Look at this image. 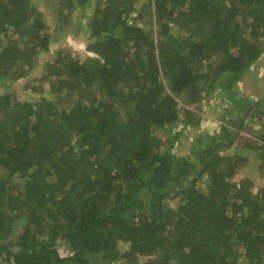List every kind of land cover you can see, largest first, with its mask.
Here are the masks:
<instances>
[{"label": "trees", "instance_id": "obj_1", "mask_svg": "<svg viewBox=\"0 0 264 264\" xmlns=\"http://www.w3.org/2000/svg\"><path fill=\"white\" fill-rule=\"evenodd\" d=\"M52 4L92 56L57 48L32 80L59 42ZM263 39L264 0H0V264H264V180L238 172L264 176V130L238 133L260 104L195 161L174 153L200 128L189 107L237 92Z\"/></svg>", "mask_w": 264, "mask_h": 264}, {"label": "rangeland", "instance_id": "obj_2", "mask_svg": "<svg viewBox=\"0 0 264 264\" xmlns=\"http://www.w3.org/2000/svg\"><path fill=\"white\" fill-rule=\"evenodd\" d=\"M39 1L40 0H35L36 3ZM52 1L54 2L55 0ZM54 8L55 6L53 4L49 7H45L47 14L46 19L50 24L51 33L54 34L55 38H59V42H56V44H54V46L51 48L50 53L43 54L40 63L37 65V71L31 74L30 79L32 80L37 79L42 75L45 62L55 57L57 48H65L67 50H71L73 53L78 54L83 59L92 56L86 51V44L83 42V35H78L76 32H74V30H72L77 26L76 18H79V14L75 12L70 13L67 10L62 11L57 8L55 9L54 13ZM60 14L63 16L61 17V19ZM67 17H69L67 21L63 20ZM66 22H71L72 25L70 26ZM58 28L61 29L62 35H60V32L56 34V30H58ZM224 83L225 82L220 85V87H222L221 90H227L225 91L224 95H229L231 99L227 97L224 98V95H222L221 93V98L217 97L216 94H213L209 100H204L199 105L189 107V109L192 111L191 118L200 123V128L194 130L193 128L189 127L182 133L181 142L180 144L176 145V148L174 150L175 154L179 156L190 157L191 160L195 161V151L203 144L210 142V137L206 134H210L211 137H218L220 136L222 127H226V129L232 133L237 131V127L228 125V122H232V119L236 118V114L238 115L239 113L245 111V105H248V102L251 105L260 104L261 106L259 105L256 107L260 110L264 109V55L254 65H252V67L246 73L244 79L240 81L236 90L237 92H239V94H237V92H235L233 89L235 85L234 83L236 82L227 81V85L226 83ZM24 85L25 81H22L14 87V91L18 92L22 96V98H26L27 96L26 94H22L20 92V88ZM230 86L233 87L229 89ZM217 90H219V88ZM236 96H241L244 99H239L237 102L233 100ZM246 119L247 118H245V120ZM180 126L181 125L174 129L173 132L179 133ZM243 126L245 128H243L242 130L238 129L241 145L244 144L245 140L249 139L250 137H254L255 134L264 130V115H262L261 118H254L252 121H246L245 125L243 124ZM248 126H252V129H250L252 133L251 131L249 132V129L247 128ZM157 135L159 136L160 140L164 144H166L168 134H165L163 131H158ZM230 152H232L233 154L238 151L232 149ZM227 153L228 151L223 154ZM239 154L243 156V158L252 157V153H250V150H239ZM255 166L256 163L251 158L250 160H248V163H246L241 169L238 170V172L242 177L245 176L252 178L256 185L259 186L260 180H264V176L262 175V169H257L255 168ZM126 249L127 246L122 244L121 250L125 251Z\"/></svg>", "mask_w": 264, "mask_h": 264}]
</instances>
